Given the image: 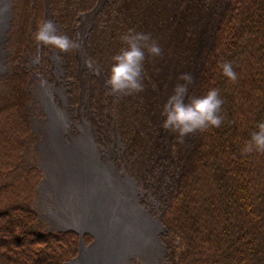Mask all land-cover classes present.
Wrapping results in <instances>:
<instances>
[{
    "label": "trees",
    "instance_id": "16d2710c",
    "mask_svg": "<svg viewBox=\"0 0 264 264\" xmlns=\"http://www.w3.org/2000/svg\"><path fill=\"white\" fill-rule=\"evenodd\" d=\"M46 1L58 34L72 39L79 15L97 3L12 0L10 67L0 81V264H62L78 249L77 233L47 230L34 206L42 168L32 147L26 72L12 62L32 34L31 19L43 22ZM129 29L149 33L162 54L146 53L142 92L116 96L106 86L97 102L115 119L137 185L159 204L158 264H264V152L243 153L264 121V0H104L85 48L105 78ZM63 54L73 74L74 48ZM225 61L237 81L222 75ZM181 73L193 77L190 96L220 90V127L182 139L161 128L162 105Z\"/></svg>",
    "mask_w": 264,
    "mask_h": 264
},
{
    "label": "bare ground",
    "instance_id": "6f19581e",
    "mask_svg": "<svg viewBox=\"0 0 264 264\" xmlns=\"http://www.w3.org/2000/svg\"><path fill=\"white\" fill-rule=\"evenodd\" d=\"M101 2L103 0H99L98 5ZM8 6L6 0H0V73L6 72L3 54H8V48L7 51L3 49L2 43ZM50 17L47 11L45 19ZM89 20L90 14L81 16L76 29L75 55L78 56L79 69H89V73L95 75L99 83L104 82L102 86L106 87L102 70L84 51ZM51 56L58 61L56 52ZM55 67V74L64 76V69L57 63ZM49 79L50 76H41L34 85V95L45 117L30 120L41 135L39 149L45 171L42 188L48 192L49 201L57 208L53 211L49 206H43L45 215L53 225L68 226L81 235L90 236L89 245L84 244L82 239L78 246L77 264H127L129 256L135 253H139L146 263L156 264L163 256L160 235L164 228L159 211L156 212L159 204L148 190L137 185L131 167L123 158V142L114 117V129H111L115 144H118L115 154L114 145H104L91 120L89 97L93 83L81 88L78 116L74 118L70 113L73 106L62 79L57 78L55 84ZM54 92L60 96L58 101ZM116 156L120 160H115ZM120 161L126 166H120ZM146 199L147 204L144 205ZM151 200L155 202L156 210L148 206Z\"/></svg>",
    "mask_w": 264,
    "mask_h": 264
},
{
    "label": "clouds",
    "instance_id": "9594fccd",
    "mask_svg": "<svg viewBox=\"0 0 264 264\" xmlns=\"http://www.w3.org/2000/svg\"><path fill=\"white\" fill-rule=\"evenodd\" d=\"M120 38L126 47L110 57L105 84L110 94L128 96L144 90L146 53L159 57L162 49L149 33L129 29ZM33 39L40 45L60 52H68L77 46L69 36L58 34L56 24L49 19L37 26ZM219 67L225 78L237 81L238 74L230 61L220 63ZM179 80L182 82L174 85L172 93L162 105L161 128L182 139L197 131L220 127L223 122L220 115L223 105L220 90L211 88L201 96H190L188 86L192 83V75L181 73ZM253 151L264 152V121L256 123L255 130L250 133L243 148L244 154Z\"/></svg>",
    "mask_w": 264,
    "mask_h": 264
},
{
    "label": "rangeland",
    "instance_id": "374dc122",
    "mask_svg": "<svg viewBox=\"0 0 264 264\" xmlns=\"http://www.w3.org/2000/svg\"><path fill=\"white\" fill-rule=\"evenodd\" d=\"M6 3L9 6H8V13H7L6 21H5V25L7 27L5 26V31H4L5 35L3 37L5 41L3 40L2 46H3V49L4 48L6 49V51L8 48V54H3L5 56V59L3 60V67H4V69L7 70V68L10 67L9 58L11 56L10 49L8 47V39L10 36V31H9L8 26H9V22L12 19L13 7H12V0H6ZM45 4H46V6H45L43 20H45L46 11L49 10V13H50L48 2L46 1ZM82 15H84V13L79 15L78 23L76 24V26L74 28V36H73L74 41L76 38V29L81 22V16ZM50 18H48V19L50 20ZM89 25H91V22ZM37 26L38 25H36L33 22V19H31L30 24H29V29L31 28L32 34L30 35V33L29 34L27 33L29 35V37L22 44L23 46L16 53V56H14V57L12 56V62H14L21 70H24L26 72V73L24 72L26 74V76L24 77L23 87L30 96L28 102L26 103V109H27L28 116H29L30 130H31V133L33 135L32 147L36 150V163L38 166H40L42 168V177H41V180H40L39 185H38V195L35 198L34 206H35V208H36V210L40 216V219L44 222L45 228L47 230L74 231L78 235L77 236V244L79 246L80 237H79L78 232L75 230H72L70 228H67L68 226L53 225L51 223V221L48 219V217L45 215V209L43 208V206H46V207L49 206L51 208V210H53V211L57 210L56 206H54L51 203V201H49L50 196L47 194L48 192L46 190H43V188H42V184H43L44 178H45V171H44V166H43L42 158L40 155V149H39V142L41 140V135H40L39 131L36 130L32 126L31 121H30L31 119L33 120L34 117H39V118L45 117V113L40 108V102L37 100V98L34 95L35 81L39 82L41 79V76H45V77L47 76L48 78L50 76L49 80L54 84L56 83L57 78L62 79L63 85L67 88L70 103L73 106L72 108L70 107V113H73L74 118L76 116H78L77 110H78V106L80 103L81 88L82 87H89V84L92 82L93 83V91L91 92L90 97H89L90 108H91L89 110L91 113V120H92V122L95 123L96 130L99 133L100 140L104 141V145H106V147H110L111 144L114 145L113 151L115 154L116 149L118 147V144H115V140L113 139L114 134H113L112 129H114V123H112L111 112H108L102 108L100 109L99 103L97 102L98 95L101 96L99 93H100L101 88L104 87V86H102V84H104V82L100 81V83H99V81L96 77H95L96 78V81H95L94 80L95 75L90 74L91 72L89 71V69H87V68H82L81 70L79 69V60H78V56L75 55V54H77L75 48H74V61H72V64L70 66L73 74L69 73L67 75L65 72V58H64L65 55L63 54V52L54 50L53 48H51L49 46L40 45L36 41H34L33 34H34V31L37 28ZM89 28H90V26H89ZM89 28L87 29V33H88ZM87 33H86V35H87ZM85 38H86V36H85ZM84 42H85V39H84ZM84 51L86 54V48H84ZM53 52H56V56L58 57V61H56L51 56V53H53ZM86 56H87V54H86ZM6 58H8V61L6 60ZM56 63L58 66H60L61 68L64 69V72H63L64 76H62V75L57 76L55 74L54 69L57 68V67H55ZM2 74H4V73L3 72L0 73V81H2L1 80ZM88 74H90V75H88ZM62 83L60 80V84H62ZM85 90H88V88ZM98 90H99V93H98ZM103 91L104 90H102V92ZM102 92H101V94H102ZM30 94H32L34 97L33 96L31 97ZM54 95H56V101H58L60 99V96L57 95L56 92H54ZM75 104H77L76 107H74ZM84 109H85V112H87V108L85 107ZM161 146L162 147L159 150V154H162L163 150L166 149L165 144L164 145L162 144ZM118 159L120 160V158L116 156L115 160H118ZM120 166H126V164H124L122 161H120ZM154 203L155 202L151 200L149 205H148L151 207V210H152V207L154 208V206H155ZM146 204H147V199L144 202V205H146ZM154 210H156V209L154 208ZM155 213L156 212H153V214H155ZM64 228H66V229H64ZM84 235L85 234L82 235V239H84L83 243L88 245L89 243H91V238L89 235H86V236H84ZM78 246H77V248H78ZM77 251H78V249H77ZM160 252H161V247H160ZM75 256H73L72 258H74ZM72 258H70V259H72ZM128 261L129 262L127 264H152V263H146L144 258L139 253H135V254L129 256ZM158 261L156 262V264L159 263Z\"/></svg>",
    "mask_w": 264,
    "mask_h": 264
},
{
    "label": "water",
    "instance_id": "95a60500",
    "mask_svg": "<svg viewBox=\"0 0 264 264\" xmlns=\"http://www.w3.org/2000/svg\"><path fill=\"white\" fill-rule=\"evenodd\" d=\"M98 1L99 0H97V3L95 4V6L91 9V10H89L88 12H86V13H84V14H90V20H89V22H88V26H87V29L89 28V24H90V22H91V20H92V17H93V15H94V13L96 12V11H98L100 8H101V5H102V3L103 2H101L99 5H98ZM104 1V0H103ZM47 11H49V10H47ZM46 11V12H47ZM87 29H86V32H85V36H86V33H87ZM85 39V38H84ZM67 228H70V227H67ZM64 229H66V228H64ZM70 229H72V230H74L73 228H70ZM76 231V230H75ZM78 232V231H77ZM78 234H79V237H80V240H79V244H80V242L82 241V235H81V233H79L78 232ZM83 244V243H82ZM90 244V243H89ZM88 244V245H89ZM79 252H80V248H78V253H77V255L74 257V258H72V259H69L68 261H66V262H64V263H62V264H77V258H78V256H79Z\"/></svg>",
    "mask_w": 264,
    "mask_h": 264
}]
</instances>
